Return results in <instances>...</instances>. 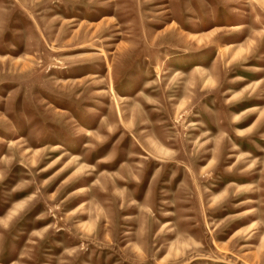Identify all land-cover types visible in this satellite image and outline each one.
<instances>
[{
    "label": "rangeland",
    "instance_id": "rangeland-1",
    "mask_svg": "<svg viewBox=\"0 0 264 264\" xmlns=\"http://www.w3.org/2000/svg\"><path fill=\"white\" fill-rule=\"evenodd\" d=\"M0 264H264V0H0Z\"/></svg>",
    "mask_w": 264,
    "mask_h": 264
}]
</instances>
